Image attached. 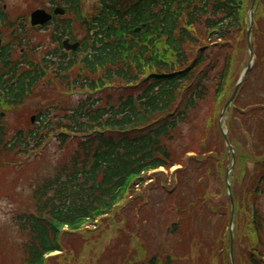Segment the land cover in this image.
I'll use <instances>...</instances> for the list:
<instances>
[{"label":"trees","instance_id":"trees-1","mask_svg":"<svg viewBox=\"0 0 264 264\" xmlns=\"http://www.w3.org/2000/svg\"><path fill=\"white\" fill-rule=\"evenodd\" d=\"M61 1L80 18L79 0ZM252 1L99 0L91 18L83 21L87 36L82 65L61 67L57 75L61 85L47 87L51 96L38 111L42 115L37 126L28 123L27 129L12 133L0 118V171L27 165L54 139L60 152L72 151L55 174L33 188L32 207L14 217L15 236L0 239V253L10 257L0 264L82 262L88 250L85 241L93 243L98 235L108 233L106 224L125 239L127 224H120L124 218L116 216L137 208L133 206L137 188L150 172L162 168L170 172L175 167H182L176 171L181 190L192 187V191L185 207L177 208L180 214L173 234L181 244L188 237L190 217L205 208L220 219L213 243L202 235L206 264H215L216 258L221 264L222 252L231 264L227 231L231 203L225 177L232 158L217 118L240 79L236 81L234 75L235 61L238 48L247 52ZM8 19L0 4V38L10 30L13 41L22 46L26 38L14 30L18 20ZM12 46H5L0 56V110L8 112L18 111L47 77L44 59L36 65L28 63L27 57L11 62ZM254 47L262 50L259 55L257 51V64L228 113L229 139L236 152L231 176L236 216L245 215L235 235L236 264H264V89L258 98L243 100L256 70L261 68L264 76V0L256 13ZM75 69L72 84L70 74ZM75 92L81 97L77 104L60 108V97ZM240 120L247 145L231 131ZM187 178L195 183H185ZM216 184L221 201L213 205L210 192ZM120 240L114 241L118 258L110 264L122 258L130 264H145V249L135 247L134 240ZM107 250L112 254L106 247L100 263ZM56 253L60 255L53 256ZM185 256L167 254L165 264ZM187 256L191 259V252Z\"/></svg>","mask_w":264,"mask_h":264},{"label":"rangeland","instance_id":"rangeland-1","mask_svg":"<svg viewBox=\"0 0 264 264\" xmlns=\"http://www.w3.org/2000/svg\"><path fill=\"white\" fill-rule=\"evenodd\" d=\"M2 5L7 7L6 11L10 13L11 17H18L25 15L30 8L35 9L41 4H38L35 0H2ZM97 5L98 0H87L85 2L84 12L89 15L92 14L93 8ZM251 5L252 3L249 5L250 8ZM31 39H33L32 43L34 47H38L40 44L43 45L41 54H38L39 58L43 57L46 51L49 52V50L54 49V47L51 48V41L49 40L48 33L42 32L39 34H32ZM256 51H258L259 55L262 50L258 47ZM249 62L250 57L248 51L243 53V50L238 48L234 69L236 81L239 77L241 80L242 74L245 72ZM260 72L261 68L256 70L252 79L253 85L243 97L245 102L249 101L250 97L253 95L258 98V94H261V90L264 89V76L261 77ZM48 91L47 85H43L24 107L16 112L7 113L4 120L12 133L17 128H28V122L26 124L25 122H22V120H27V118H24L25 116L28 117L31 113H36L44 107L45 103H47L51 96ZM99 96L100 95H96V98H99ZM79 99L80 97L77 95H71V97L67 96L66 98L60 97V108L61 106L65 107L66 105H68V107H73V105L76 104L75 102ZM217 120L219 121L218 118ZM225 120L228 122L230 117L226 115ZM251 124H254V121H251ZM256 126L257 139L259 127L257 124ZM232 129L235 130L234 136L240 140L242 145L249 144L247 143V138L244 136L246 134H244L242 130L243 125L241 120L235 122L231 131ZM213 131L217 132V129L213 127ZM213 138L215 139V135ZM59 145V142L54 139L49 143L47 148L39 154V156L32 155L28 160L29 162L27 165L25 163L20 167H16L14 170L7 168L0 171V239L6 238L9 240L15 236L13 219L17 214L24 212L25 208L32 207L33 201L31 195L33 188H35L39 184V181L41 182L42 178L45 176L53 173L55 174L65 161L70 159L72 151L68 150L67 152H60ZM175 170L177 169H174L172 172L162 171L163 174L158 172L148 174L145 177V182L137 189L138 196L133 203V206H137V208L135 210H124L121 212V216H116V219L118 220L124 218L123 222L120 224H127L129 233L126 231L124 234L125 239L118 238L120 233L115 230V228L110 229L108 224H106L108 233L98 235L99 239H96L93 243L85 241V247H87L88 250L84 257H82V260L80 259L82 262L78 263L73 261L69 262V264H110V261H115L118 258V254L115 252L116 243H114V241L117 242L119 239H121L120 242H130L134 240L135 247L136 244H139L145 249L146 258L142 257V259H146L147 261L154 257H156L157 260L164 261L166 260L167 254H171L178 257L186 255L184 259L179 261L175 260V264H206L208 256H206L207 249H205L204 239L213 243V239L216 238L217 233L215 230L216 221H219L220 219L218 216L215 217L211 213L209 215L207 210L203 208L195 212V217H190L191 221L188 222L187 226L188 237L181 241V244L173 232L168 233L167 229L172 227V223L179 217L180 212L177 208L180 205L185 207L189 202L188 194H191L192 191V187L183 188L181 190V177ZM190 177H192V175ZM149 179L153 180L149 181ZM189 180H191L192 183H195V179L193 178H187L185 183ZM174 190H176V192H174ZM180 190L181 192H179ZM217 192L218 188L216 184L211 187L210 192L211 196L214 197L213 205H218L221 201ZM207 215H209V219L207 218ZM244 216L245 215L240 213L239 216H236L235 235L239 234L242 224L240 218L243 217V219H245ZM110 237L112 240L108 241L107 238ZM192 237H195V242H192ZM101 242L105 243L101 244ZM179 246H185V249L180 250ZM1 247L2 243L0 242V248ZM106 247L112 249V254L107 250L102 256L103 262L100 263L102 251ZM195 247L198 249V254ZM203 249L205 250L202 251ZM100 251L101 253H99ZM189 252H191L192 255L191 259L187 256ZM201 253H203V255ZM222 253L224 255L222 254V259L220 260L221 264H228L225 253ZM199 256H201V258ZM9 257L10 256H7L5 253H0V261H7ZM61 264L65 263L61 262ZM117 264H130V262L129 259L126 260L125 258H122L120 263ZM215 264H219L218 258L215 259Z\"/></svg>","mask_w":264,"mask_h":264},{"label":"flooded vegetation","instance_id":"flooded-vegetation-1","mask_svg":"<svg viewBox=\"0 0 264 264\" xmlns=\"http://www.w3.org/2000/svg\"><path fill=\"white\" fill-rule=\"evenodd\" d=\"M54 9L50 11L53 14ZM68 23L67 18H62L59 16H54L53 20L47 24L43 29L39 31L49 34V40L51 41V48L49 50L47 61L50 62L55 69L59 68L60 64L64 61L71 62L80 55L79 51L76 52H66L63 48V43L67 40L72 44H75L83 40L84 31L82 27L76 25L73 21ZM56 71V70H55Z\"/></svg>","mask_w":264,"mask_h":264},{"label":"water","instance_id":"water-1","mask_svg":"<svg viewBox=\"0 0 264 264\" xmlns=\"http://www.w3.org/2000/svg\"><path fill=\"white\" fill-rule=\"evenodd\" d=\"M254 7H255V1H254V5H253V7H252V10H251V13H250V18H251V24L253 25V17H254ZM55 14H64V11H62V10H60V9H58L56 12H55ZM31 21H32V25L33 26H43V25H45L46 23H48L51 19H52V16H50L49 14H47L44 10H38V11H36L35 13H33L32 14V17H31ZM251 31H252V27H251V29H250V31H249V38H250V35H251ZM71 49H76L77 48V46H75V47H70ZM249 49H250V53H251V58L252 59H254V54H253V52H252V49H251V44H250V42H249ZM252 69V63L249 65V67H248V70H247V73L248 72H250V70ZM238 88L239 87H237V89H236V92H235V95H236V93H237V91H238ZM235 95L233 96V98H232V100L230 101V103H229V105H231L232 103H233V100H234V98H235ZM228 105V106H229ZM226 109H227V107H226ZM225 109V110H226ZM225 112V111H224ZM222 117H224V114L222 115ZM226 139H227V137H226ZM229 149H232L231 147H230V145H229ZM230 173H231V170L228 172V174H227V180L229 179V176H230ZM228 190H229V195H230V199H231V202H232V204L234 205V199H233V196H232V194H231V187L230 186H228ZM231 255H232V249H231Z\"/></svg>","mask_w":264,"mask_h":264}]
</instances>
